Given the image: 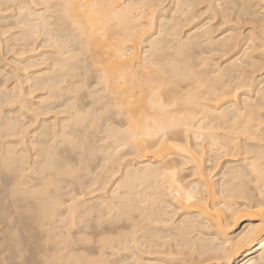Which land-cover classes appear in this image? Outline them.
Returning <instances> with one entry per match:
<instances>
[{
    "label": "bare ground",
    "instance_id": "6f19581e",
    "mask_svg": "<svg viewBox=\"0 0 264 264\" xmlns=\"http://www.w3.org/2000/svg\"><path fill=\"white\" fill-rule=\"evenodd\" d=\"M261 201L264 0H0V264H264Z\"/></svg>",
    "mask_w": 264,
    "mask_h": 264
},
{
    "label": "snow or ice",
    "instance_id": "6c2138e0",
    "mask_svg": "<svg viewBox=\"0 0 264 264\" xmlns=\"http://www.w3.org/2000/svg\"><path fill=\"white\" fill-rule=\"evenodd\" d=\"M209 175H211V172H209ZM191 200V197L189 198ZM262 209H264V201H261Z\"/></svg>",
    "mask_w": 264,
    "mask_h": 264
},
{
    "label": "rangeland",
    "instance_id": "374dc122",
    "mask_svg": "<svg viewBox=\"0 0 264 264\" xmlns=\"http://www.w3.org/2000/svg\"><path fill=\"white\" fill-rule=\"evenodd\" d=\"M241 227H243V225H242ZM240 229H241V228H240Z\"/></svg>",
    "mask_w": 264,
    "mask_h": 264
}]
</instances>
